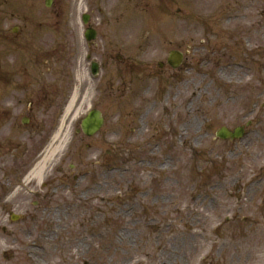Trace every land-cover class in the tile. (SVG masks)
<instances>
[{
	"label": "rangeland",
	"instance_id": "1",
	"mask_svg": "<svg viewBox=\"0 0 264 264\" xmlns=\"http://www.w3.org/2000/svg\"><path fill=\"white\" fill-rule=\"evenodd\" d=\"M99 1H88L89 11L106 19H92L97 32L116 34L117 47L134 39L141 47L144 38L152 37L153 70L170 50L183 54V64L173 78L152 81L151 122H143L139 136L131 135L130 146L118 149L120 138L112 134L119 129L117 113L102 109L104 128L84 139L98 149L77 145L74 156L62 163L64 169L81 164L94 173L106 165L105 171L81 181L74 193L53 194L55 207L49 211L26 215L14 206L25 201L31 210L36 198L30 196L3 208L0 264H264L262 8L248 12L244 23L225 19L240 6L228 0H106L94 13ZM126 1L135 9L126 8ZM157 25L161 31L154 33ZM210 34V39L204 36ZM230 62L244 71L236 68L226 78L222 73ZM184 102H190L187 109ZM120 119L119 132L126 135L135 120ZM246 123H251L248 134L238 143L216 141L220 127ZM147 141L151 152L134 150L135 143ZM127 162L125 171L118 168ZM11 214L20 221L12 222Z\"/></svg>",
	"mask_w": 264,
	"mask_h": 264
},
{
	"label": "flooded vegetation",
	"instance_id": "2",
	"mask_svg": "<svg viewBox=\"0 0 264 264\" xmlns=\"http://www.w3.org/2000/svg\"><path fill=\"white\" fill-rule=\"evenodd\" d=\"M68 2L74 6L71 0L65 6L62 0H0V201H9L6 209L18 197L36 198L31 210L25 201L14 205L26 215L49 211L55 207L53 194L70 191L71 179L82 181L91 173L81 164L62 167L77 145L96 148L82 138L78 120L83 115L98 110L105 123L102 109L114 108L123 129L121 116H132L135 125L150 123L154 110L149 104L154 98L142 95L150 88L136 89L141 78L154 79V72L145 75L151 68L146 50L132 47L133 42L117 47L114 33L96 32L87 42L84 31H76L74 16L65 15ZM93 64L97 75L90 80ZM119 129L118 149L130 146L134 129L126 135ZM66 135L70 146L63 155L56 150L53 158L55 140ZM150 148L148 141L134 144V150ZM45 159L47 167L36 179L32 173Z\"/></svg>",
	"mask_w": 264,
	"mask_h": 264
},
{
	"label": "water",
	"instance_id": "3",
	"mask_svg": "<svg viewBox=\"0 0 264 264\" xmlns=\"http://www.w3.org/2000/svg\"><path fill=\"white\" fill-rule=\"evenodd\" d=\"M174 55L173 53L170 55L172 58ZM101 122L99 119V115L95 114L92 117H89L85 119L82 123V129L87 135H92L93 131H96ZM242 131L241 129H235L232 133L228 132L226 129H221L220 131L217 132V137L222 138V139H234L240 137Z\"/></svg>",
	"mask_w": 264,
	"mask_h": 264
},
{
	"label": "bare ground",
	"instance_id": "4",
	"mask_svg": "<svg viewBox=\"0 0 264 264\" xmlns=\"http://www.w3.org/2000/svg\"><path fill=\"white\" fill-rule=\"evenodd\" d=\"M242 4H243V3H242ZM242 4H241V5H242ZM241 5H240V6H241ZM239 8H240V7H239ZM252 8H255V7L252 6ZM240 9H241V8H240ZM251 10H253V9H249V10L247 11L246 16H247L248 12H250ZM209 14H211V13H209ZM237 21H238V20H235L234 22H237ZM163 24H164V23H163ZM159 26H160V25L154 26V33H158V32L161 31V29L159 28ZM165 26H166V25L164 24V25H163V28H164ZM204 36H205L207 39H210V38L212 37L211 35H210V36L204 35ZM175 59L177 60V58H175ZM176 62H177V61H176ZM236 68H238L239 71H241V68L238 67L237 65H234V66H232V67L229 66L228 68H225V70H223L222 75H223V76H226V78H231V77L228 76V72H234V71L237 70ZM242 71H244V68H242ZM65 142H66V138L61 139L60 142L58 143L57 147L52 151V153H50L51 156L53 155V153H54L56 150H61V149H62V146L64 145ZM45 163H46V162H43V163L37 165L36 168H35V170H34V172L32 173V176H34V177L37 179V178L39 177L41 171H43L44 168H45V166L47 165V164H45Z\"/></svg>",
	"mask_w": 264,
	"mask_h": 264
}]
</instances>
